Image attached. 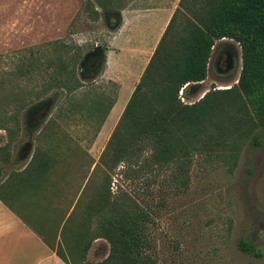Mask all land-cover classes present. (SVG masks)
Here are the masks:
<instances>
[{
	"label": "rangeland",
	"instance_id": "rangeland-1",
	"mask_svg": "<svg viewBox=\"0 0 264 264\" xmlns=\"http://www.w3.org/2000/svg\"><path fill=\"white\" fill-rule=\"evenodd\" d=\"M97 1L105 10L120 12L130 0H0V111L19 123L16 137L12 120L6 123L10 133L0 130V147L6 145L11 158L6 165L0 162V184L21 170L35 150L50 151L59 162L52 166L48 184L51 207L42 212L48 224L70 202L73 207L78 202L74 216L79 222L85 204L103 189L106 169L99 159L125 108L126 88L114 116L106 120L120 91L97 81L112 32L108 23L111 18L116 23L118 16L104 13ZM193 1L179 4L177 27L182 15L194 8ZM56 43L81 55L76 73L84 87L66 100L65 94L57 100H47L50 93L41 95L48 75L56 71L61 53ZM95 49L101 56L91 61L92 66L83 64L82 70L81 64ZM225 50L232 53L234 68L219 75L216 61ZM30 64L32 72L21 77L19 67L24 65L25 72ZM207 67L202 84L188 86L186 96L179 93L183 104L236 84L238 44L217 41ZM259 132L252 122L241 119L238 130L223 138L215 151L195 159L185 184H162L164 176L156 182L148 176L131 181L122 177V167L109 173L112 194L123 191L134 196L152 218L146 231L148 255L159 264H264V135L260 146L253 145ZM72 239V235L60 239L59 234L57 240L49 239L71 264H99L110 253L109 244L98 239L81 259ZM240 240L254 244L262 257L242 253Z\"/></svg>",
	"mask_w": 264,
	"mask_h": 264
},
{
	"label": "trees",
	"instance_id": "trees-1",
	"mask_svg": "<svg viewBox=\"0 0 264 264\" xmlns=\"http://www.w3.org/2000/svg\"><path fill=\"white\" fill-rule=\"evenodd\" d=\"M97 3L104 13L111 12ZM193 5L189 15H182L180 27L175 23L181 11H175L148 68L134 88L99 159L106 169L103 189L85 204L80 221L74 216L78 202L74 207L73 202L67 204L52 224L38 216L33 218L42 241L66 264L71 263L59 245L54 248L49 241L50 238L57 240L58 234L60 239L72 235L73 250L81 259L95 240L103 239L109 244L110 253L99 264H159L146 253L149 246L146 231L152 221L148 210L132 195L123 191L112 194L109 173L122 167V177L131 181L148 176L156 182L164 176L159 180L162 184H185L195 159L215 151L223 138L238 130L241 119L249 120L260 129L253 145L261 144L264 0H194ZM170 27L174 31L171 39H167ZM222 39L232 40L240 48L237 84L229 89H212L197 102L183 104L179 93L182 91V96H186L188 86H197L206 79L212 49ZM56 44L61 48L54 64L56 71L48 75L41 95L50 93L47 100H57L65 94L66 100L84 87L76 73L80 71L81 55L65 44ZM23 67H19L21 77L32 72V64L25 72ZM7 122H16V130L12 132L16 137L19 123L7 117V112L0 111V130L10 133ZM10 161L6 145L0 147V162L6 165ZM58 162L50 151L37 149L26 167L10 173L3 185L8 184L14 196L31 191L30 204L43 212L44 207H51V196L47 197L46 193L50 192L52 166ZM238 249L246 255L262 257L261 251L246 240L239 241Z\"/></svg>",
	"mask_w": 264,
	"mask_h": 264
},
{
	"label": "crops",
	"instance_id": "crops-1",
	"mask_svg": "<svg viewBox=\"0 0 264 264\" xmlns=\"http://www.w3.org/2000/svg\"><path fill=\"white\" fill-rule=\"evenodd\" d=\"M180 2L181 0H130L120 12L106 13H115L118 21L115 23L111 18L108 23L112 32L107 41L97 82L103 87H119L120 91L106 120L114 116L125 88L123 105L126 106L165 35L171 18L180 9ZM173 31L171 27L168 29L167 39H171ZM225 40L227 39L220 41ZM202 83L203 81L197 86ZM25 167L26 165L17 172ZM6 180L7 178L0 184V264H66L42 241L35 230L33 218L38 216L41 220L42 215L38 213L42 211L38 212L30 204L31 191H22L21 196H14L9 191L11 187L3 185Z\"/></svg>",
	"mask_w": 264,
	"mask_h": 264
},
{
	"label": "flooded vegetation",
	"instance_id": "flooded-vegetation-1",
	"mask_svg": "<svg viewBox=\"0 0 264 264\" xmlns=\"http://www.w3.org/2000/svg\"><path fill=\"white\" fill-rule=\"evenodd\" d=\"M233 55L230 51L225 50L221 53L220 57L217 58L216 61V71L221 74H226L229 70H232L234 68V62H233Z\"/></svg>",
	"mask_w": 264,
	"mask_h": 264
},
{
	"label": "water",
	"instance_id": "water-1",
	"mask_svg": "<svg viewBox=\"0 0 264 264\" xmlns=\"http://www.w3.org/2000/svg\"><path fill=\"white\" fill-rule=\"evenodd\" d=\"M101 56V55H100ZM97 53V50L95 49L94 52L90 53L87 58H85L84 62L81 64V69L83 70V66L87 63H91L90 66H92V62L97 59V57H100ZM92 61V62H91ZM84 64V65H83ZM237 84V82H236Z\"/></svg>",
	"mask_w": 264,
	"mask_h": 264
},
{
	"label": "built area",
	"instance_id": "built-area-1",
	"mask_svg": "<svg viewBox=\"0 0 264 264\" xmlns=\"http://www.w3.org/2000/svg\"><path fill=\"white\" fill-rule=\"evenodd\" d=\"M180 95L182 96V91L180 92ZM180 95H179V97H180ZM181 99V98H180Z\"/></svg>",
	"mask_w": 264,
	"mask_h": 264
}]
</instances>
